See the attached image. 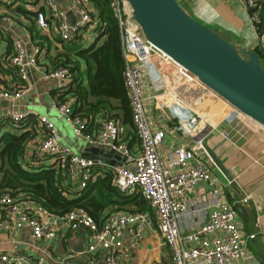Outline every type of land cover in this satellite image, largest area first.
<instances>
[{
  "label": "built area",
  "instance_id": "built-area-1",
  "mask_svg": "<svg viewBox=\"0 0 264 264\" xmlns=\"http://www.w3.org/2000/svg\"><path fill=\"white\" fill-rule=\"evenodd\" d=\"M65 1L67 8L62 11L56 0H42L44 10L36 11L37 27L46 32L51 30L64 43L83 44L89 35L99 36L102 23L92 4L88 0ZM237 2L255 26L261 24L256 0ZM109 7L121 32L123 79L137 150L128 146L126 127L119 121L99 118V131L94 134L93 123L74 114V99L65 96L61 100L73 80L68 68L51 69L43 75L56 84L51 109L64 118L73 135L84 141L86 147L115 151L124 162L118 165L120 161L111 158L114 164L110 166L101 157L72 153L61 143L52 121L21 109V102L32 93L28 71L37 68L42 55L38 45H31L28 53L21 40L14 43L13 53L2 63L13 69L20 84L14 89L0 86V102L11 104L6 113L0 112V127L6 128L4 133H30L19 164L25 171L63 170L66 198L78 197L90 182L102 176L99 170L108 168L113 172L115 187L122 193L140 194L150 212L114 209L98 224L83 210L56 214L30 196L0 190V232L9 234L13 244L12 251L0 254V264H31L19 252L17 234L22 230L29 232L27 245L39 253L36 264H131L132 253L142 248L144 235L149 231H155L161 245L169 251L167 262L155 260L151 264H253L247 243L255 235L242 236L236 211L213 174V162L204 149L203 138L214 129L213 124L184 103L177 93L180 85L168 84L162 69L174 66L185 83L198 82L197 79L144 39L126 0H109ZM68 16H73V20L68 21ZM147 88L153 94L149 95ZM163 97L168 98L162 101ZM237 114L238 118L245 117ZM232 119L228 118V122ZM170 133L189 138L190 143L164 154L160 148ZM201 184L208 189L203 201L196 203L192 197ZM200 213L205 217L201 218ZM192 216L200 218L195 227L190 224ZM188 228L191 231L186 233ZM78 232L86 236L82 252L67 248L63 256H52L38 247L39 243L58 238L68 245L69 237Z\"/></svg>",
  "mask_w": 264,
  "mask_h": 264
},
{
  "label": "crops",
  "instance_id": "crops-1",
  "mask_svg": "<svg viewBox=\"0 0 264 264\" xmlns=\"http://www.w3.org/2000/svg\"><path fill=\"white\" fill-rule=\"evenodd\" d=\"M177 1L184 6V10L191 17L204 26L212 27V30H215V27L218 28L217 32L237 49L245 48L255 52L259 51L262 55L261 58L263 57L262 60L264 59V0H256L261 17V33L258 31V27L250 21L245 10L238 5L237 0ZM56 3L62 11L66 10L65 0H56ZM43 10L42 0H0V86L6 89H14L20 84L13 69L4 67L2 64L5 58L13 53L14 43L18 40L23 41L28 53H30L31 45L40 46L42 55L38 66L28 71V81L32 86V93L21 102L20 108L30 111L35 116H43L49 119L50 111H54L50 107V102L56 94V84L53 80L44 79L43 75L56 68V56L64 54L66 51L65 43L51 30L46 32L37 27L36 11ZM67 20H73V16H68ZM97 38L98 36L95 34L89 35L83 45L88 47L96 42ZM102 40L103 38L98 44ZM160 66H162L161 63ZM162 74L168 84L180 85L177 90L178 95L180 97L182 94L186 97L189 96V99H185L189 104L188 106H192L203 117L209 118L213 124L214 129L205 134L203 145L220 160L228 172L229 179L214 164L212 165V172L223 186L228 203L236 211L235 219L242 236L255 235V238L247 243L248 254L254 260L253 264H264V129L248 118H238L237 112L229 104L213 95L212 92L208 90L205 92L204 86L199 82L185 83L184 78L174 66L164 67ZM147 91L149 95L153 94L150 88H147ZM202 91H204V95H198ZM166 100L164 98V101ZM152 101L153 106L155 103L154 100ZM2 102H0V112L6 113L11 109V104ZM158 103L160 102L158 101ZM40 106L46 107L48 113L40 114L35 110ZM231 116L233 119L228 122V118ZM98 119L93 122L91 128V132L94 134L99 131ZM54 125L56 126L55 123ZM3 131H6V128L0 127L1 134L4 133ZM15 132L12 131L13 135L16 134ZM58 132L61 138L62 134L59 130ZM125 134L128 146L136 151L138 143L133 128L126 127ZM61 143L63 144V142ZM189 143V138L182 139L179 135L170 133L166 135L160 151L167 154L176 146L188 145ZM85 149L86 144L80 148L79 155L98 158L93 153L85 152ZM108 165L112 166L111 164ZM104 170L101 169L98 173L102 175ZM207 189L206 184L199 185L192 197L194 202L203 201ZM244 200L247 202L244 203ZM200 216H202L201 218L205 217L201 213ZM198 220L200 218L192 216L191 227H195ZM189 231H191L189 228L185 229L186 233ZM17 235L20 241L19 252L31 264H36L39 253L27 245L30 241L29 232L22 230ZM79 242L82 243V250L76 253L82 252L86 245L84 232H78L77 235L69 237L68 245L61 238H58L54 242L39 243L38 247L52 256H63L67 248L73 250V245ZM12 246L10 235L0 232V254L12 251ZM153 253L157 254L156 258L151 259L153 261L167 262L169 260L168 248L161 245L155 231H149L144 235L142 248L132 253L131 264H151L153 261L148 262L146 258Z\"/></svg>",
  "mask_w": 264,
  "mask_h": 264
},
{
  "label": "trees",
  "instance_id": "trees-1",
  "mask_svg": "<svg viewBox=\"0 0 264 264\" xmlns=\"http://www.w3.org/2000/svg\"><path fill=\"white\" fill-rule=\"evenodd\" d=\"M89 2L102 23L101 33L96 42L88 47L81 43H65L66 53L56 56V68H68L73 77L72 84L61 100L65 96L73 98L74 114L86 121L93 123L97 118H108L132 129L131 107L123 79L121 32L117 20L109 7V0ZM257 27L261 33L262 25ZM256 52L261 64V52ZM29 139L30 133L13 135L5 132L0 137V190L23 193L56 214L83 210L98 224L114 209L150 212L140 194L122 193L115 187L113 172L108 168L102 176L90 182L78 197L66 198L62 187L65 181L63 170L25 171L19 164Z\"/></svg>",
  "mask_w": 264,
  "mask_h": 264
},
{
  "label": "water",
  "instance_id": "water-1",
  "mask_svg": "<svg viewBox=\"0 0 264 264\" xmlns=\"http://www.w3.org/2000/svg\"><path fill=\"white\" fill-rule=\"evenodd\" d=\"M126 1L146 41L264 129V68L257 52L237 49L219 33L191 17L177 0ZM205 151L216 168L229 179L220 160L206 147ZM85 152L111 165L114 164L111 158L119 160L118 165L125 161L112 150L86 147ZM73 250L81 251L82 243L73 245Z\"/></svg>",
  "mask_w": 264,
  "mask_h": 264
},
{
  "label": "rangeland",
  "instance_id": "rangeland-1",
  "mask_svg": "<svg viewBox=\"0 0 264 264\" xmlns=\"http://www.w3.org/2000/svg\"><path fill=\"white\" fill-rule=\"evenodd\" d=\"M182 7H184V6H182ZM183 9H185V8H183ZM195 19V18H194ZM198 21V20H197ZM199 22V21H198ZM200 23V22H199ZM209 28H211L212 29V27H209ZM215 30L214 31H218L217 29L218 28H214ZM218 33V32H217ZM223 37V36H222ZM224 38V37H223ZM225 39V38H224ZM226 40V39H225ZM91 42V41H90ZM261 64L263 65V68H264V59L261 61ZM198 83V82H197ZM205 88V87H204ZM205 90V92H207L206 90H208L207 88H205L204 89ZM209 91V90H208ZM211 92V91H210ZM184 94H182V96H181V98L183 99V100H185L186 98L187 99H189L188 97L189 96H187L186 97V95H184ZM198 95H204V91H202L201 93H199ZM213 95H215V94H213ZM216 97H218L217 95H215ZM168 98V97H167ZM166 98V99H167ZM218 98H220V97H218ZM196 99V98H195ZM221 99V98H220ZM221 100H223V99H221ZM162 101H164V97L162 98ZM3 103V102H2ZM185 104H187V105H189L187 102H186V100H185V102H184ZM228 104V103H227ZM192 107V106H191ZM232 108V107H231ZM36 111H38L40 114H47L48 113V110H47V108L46 107H44V106H40V107H37L36 109H35ZM234 110V109H233ZM235 112H237L236 110H234ZM200 116H202V115H200ZM203 117V116H202ZM246 118V117H245ZM49 119L50 120H52L55 124H56V126H57V128H58V130L61 132V134H62V136H61V142H63V145L64 146H66V147H68L70 150H71V152L72 153H74V154H79L80 153V148L81 147H84L85 146V144H84V142L80 139V138H78V137H76V136H74L73 135V133H72V131H71V129H70V127H69V125L65 122V120H64V118H62V117H59V115L56 113V112H54V111H50V113H49ZM250 120V119H249ZM0 179H1V177H0ZM123 210V209H122ZM157 257V254L156 253H153V254H151V256H150V254H149V256L146 258V261H150L152 258H156ZM151 261H153V260H151Z\"/></svg>",
  "mask_w": 264,
  "mask_h": 264
},
{
  "label": "bare ground",
  "instance_id": "bare-ground-1",
  "mask_svg": "<svg viewBox=\"0 0 264 264\" xmlns=\"http://www.w3.org/2000/svg\"><path fill=\"white\" fill-rule=\"evenodd\" d=\"M165 81H166V79H165Z\"/></svg>",
  "mask_w": 264,
  "mask_h": 264
}]
</instances>
